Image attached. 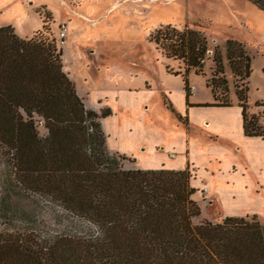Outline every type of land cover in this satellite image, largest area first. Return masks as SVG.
Instances as JSON below:
<instances>
[{
    "label": "trees",
    "instance_id": "16d2710c",
    "mask_svg": "<svg viewBox=\"0 0 264 264\" xmlns=\"http://www.w3.org/2000/svg\"><path fill=\"white\" fill-rule=\"evenodd\" d=\"M251 1L264 10V0ZM149 39L184 64L188 98V73L202 71L206 36L165 24ZM224 51L214 47L215 68L206 79L212 105L232 104L225 58L242 85L235 84L234 96L243 132L264 137V125L248 112L250 55L235 39L225 41ZM108 114V108L85 107L54 37L39 32L22 38L12 25L0 26V145L16 181L94 226L93 232L54 230L46 236L0 230V264H264V224L256 215L193 221L200 206L191 198L188 168H119L100 121Z\"/></svg>",
    "mask_w": 264,
    "mask_h": 264
},
{
    "label": "rangeland",
    "instance_id": "374dc122",
    "mask_svg": "<svg viewBox=\"0 0 264 264\" xmlns=\"http://www.w3.org/2000/svg\"><path fill=\"white\" fill-rule=\"evenodd\" d=\"M0 23L13 24L22 38L39 32L54 37L62 49L63 70L89 98L109 85L180 80L184 64L167 58L149 39L160 25L180 29L188 26L206 36L209 49L202 71L195 73L192 69L188 73L194 82L211 76L216 45L224 55L225 41L238 40L251 58L248 112L256 114L264 125V10L251 0H0ZM61 23L67 26L63 40L58 35ZM224 65L233 101L235 84L238 88L242 85L225 58ZM177 71L180 73L176 75ZM149 112L157 118L163 109L156 104ZM38 130L41 135L46 133L42 123ZM107 152L114 154L119 168H133L131 157ZM253 205L262 213L256 210L248 214L256 215L264 224V199ZM199 206L195 223L223 218L218 204ZM4 229L46 236L54 230L93 232L94 226L64 211L48 197L22 188L14 176L9 154L0 145V230Z\"/></svg>",
    "mask_w": 264,
    "mask_h": 264
},
{
    "label": "crops",
    "instance_id": "0c3cea01",
    "mask_svg": "<svg viewBox=\"0 0 264 264\" xmlns=\"http://www.w3.org/2000/svg\"><path fill=\"white\" fill-rule=\"evenodd\" d=\"M189 75L188 98L182 76L174 83L109 85L90 98L75 87L86 108L110 110L100 119L106 147L131 157L133 168H188L198 204H218L223 217L259 211L253 204L264 199V137L244 134L236 99L212 105L206 79L194 82ZM156 104L163 109L157 118L149 112Z\"/></svg>",
    "mask_w": 264,
    "mask_h": 264
},
{
    "label": "built area",
    "instance_id": "2783aa9c",
    "mask_svg": "<svg viewBox=\"0 0 264 264\" xmlns=\"http://www.w3.org/2000/svg\"><path fill=\"white\" fill-rule=\"evenodd\" d=\"M66 31H67L66 24L65 23H61L60 24V27H59V33H58V35H59V37H60L61 40L64 39V37L66 35ZM202 191L205 192L206 191V188H203Z\"/></svg>",
    "mask_w": 264,
    "mask_h": 264
}]
</instances>
